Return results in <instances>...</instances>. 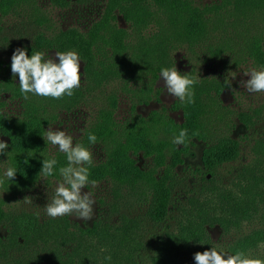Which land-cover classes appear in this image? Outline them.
Listing matches in <instances>:
<instances>
[{"label":"trees","instance_id":"obj_1","mask_svg":"<svg viewBox=\"0 0 264 264\" xmlns=\"http://www.w3.org/2000/svg\"><path fill=\"white\" fill-rule=\"evenodd\" d=\"M38 1L0 0V15L16 12L23 4L37 11ZM48 1L60 7L69 3ZM115 8L123 13L129 28L111 21L115 19ZM179 46L195 54L197 48L205 49L224 64L240 66L249 62L264 69V0H216L205 4L195 0H107L103 15L87 31L75 27L39 31L31 42L20 44L18 47L25 48L29 55L36 51L46 53L51 48L75 51L85 63L84 79L71 97L51 99L29 93L25 100L11 72L0 76V140L8 143L5 153H0V188L13 193L33 188L43 178L42 160L53 157L57 164L54 175L48 178H59V168L66 166L67 160L60 151L52 153L43 139L47 125L58 119L60 111L77 107L105 83L118 81L121 90L132 99V110L136 102L159 99L156 79L161 68L174 67L173 50ZM180 72L198 80L194 103L175 101L182 111L180 121L173 119L165 107L147 115L134 112L125 120H118L114 114L118 92L110 91L78 143L89 149L92 144L88 134L94 133L103 145L104 159L93 161L89 167V184L107 178L147 188L151 192L147 215L158 223L168 218L178 180L176 168L183 163L194 139L205 144L201 161L209 176L219 165L236 160L240 154V140L232 134V116L237 115L245 125L254 122L251 113L237 112L224 103L221 94L227 88V78L202 74L194 66ZM7 93L10 100L18 102V110L7 109ZM181 129H187L189 136L184 145L177 146L172 140ZM251 150L254 160L242 167L231 185L213 183L199 194H190L178 206L175 229L156 235L148 264H177L184 249H210L209 226L228 230L252 215L264 190V134L255 138ZM29 153L34 155L29 157ZM139 153L150 157L151 163L137 164L133 157ZM3 163L17 170L13 180L3 177ZM0 226L15 241H31L48 234L67 237L69 248L48 264H136L143 248L139 221L130 216H124L118 224L98 218L92 224L71 229L68 216L44 219L27 210L5 209L0 198ZM260 248L263 254L249 257L264 259V227L234 239L228 252L248 255ZM109 255L111 260H105Z\"/></svg>","mask_w":264,"mask_h":264},{"label":"rangeland","instance_id":"obj_2","mask_svg":"<svg viewBox=\"0 0 264 264\" xmlns=\"http://www.w3.org/2000/svg\"><path fill=\"white\" fill-rule=\"evenodd\" d=\"M195 1L205 4L216 0ZM106 2L107 0H69L68 5L60 7L51 4L48 0H40L37 11H34L30 5L23 4L17 8L16 12L0 15V76L3 73L11 72L10 58L13 51L20 44L31 42L37 32H50L53 29L72 27L87 31L103 15ZM114 13L115 19L111 21L118 27L129 28L130 23L118 8L114 9ZM55 52L67 51L46 49V59H57ZM173 55L174 66L178 71L194 66L202 74L222 76L230 80L231 88H225L221 94L224 103L231 105L237 112L251 113L254 122L245 125L237 115L232 116L235 124L232 127V134L240 140V154L236 160L219 165L214 173H209V176L205 175L206 170L201 161L205 144L199 139H194L189 153L184 156L183 163L176 168V179L178 180L172 193L171 209L168 218L160 223L152 221L147 215L149 198H151V192L147 188L121 184L115 180L103 178L95 182L94 185L90 183L85 189H82V192L88 191L93 194L94 215L92 220L87 222L68 216L71 222L70 228L92 224L98 218L114 224L120 223L124 216L136 218L139 221L138 235L143 242V248L139 250L136 264L149 263L154 252L156 235L167 229H175L177 208L186 202L190 194H199L213 183L229 186L236 181L242 167L254 160L251 147L255 138L264 134V93H250L239 84V81L249 78L243 72L256 67L249 62L240 66L233 63L224 64L219 59L213 58L205 49L200 48L196 49L195 54L185 46H179L173 50ZM79 58L82 83L85 63L80 56ZM233 75L235 78H232ZM15 78L18 80V76ZM155 86L159 89V99L153 97L145 103L136 102L134 110H132V99L129 93L121 90L119 82L105 83L100 89L89 94L77 107L60 111L58 119L50 122L47 129L52 127L53 130H63L66 134L73 136L74 145L78 144L83 138L84 130L96 114L97 108L103 104L105 95L110 91L118 92V104L114 113L118 120H125L134 112L147 115L154 109L165 107L173 119L180 121L182 111L175 106L177 98L169 96L164 91L160 76L157 77ZM5 98L8 101V110H18V102L10 100L9 93L5 94ZM49 148L52 153L58 151L50 144ZM89 150L93 153L94 162L104 159L103 145L97 142L90 146ZM133 158L136 159L137 164L142 166L151 163L150 157H146L142 153L134 155ZM2 168L3 173L7 168L4 163ZM60 180L61 177L41 178L33 188L22 193H13L0 188V198L4 200L5 209L27 210L48 219L43 206L47 203L48 193L51 194L55 182ZM262 185L264 186V183ZM25 196H30L33 203L26 204L23 199ZM259 227H264V190L262 198L259 199L257 207L249 218L241 220L239 224L231 226L228 230H223L219 225L209 226L210 244L217 250L229 253L228 246L234 239ZM0 236V264H48L50 259L61 255L69 248V241L65 236L56 237L53 234H48L45 238L35 237L31 241L23 239L15 241L8 236V232L3 226H0ZM197 251L202 252L197 249H184L177 264H195L193 254ZM258 252L263 254V248L256 252H249L247 256L259 254Z\"/></svg>","mask_w":264,"mask_h":264},{"label":"clouds","instance_id":"obj_3","mask_svg":"<svg viewBox=\"0 0 264 264\" xmlns=\"http://www.w3.org/2000/svg\"><path fill=\"white\" fill-rule=\"evenodd\" d=\"M45 55L43 51L29 55L23 47L13 51L10 70L13 77L18 76L19 90L23 99H29V93L51 99L71 97L74 90L81 85L79 55L75 51L55 52L57 59H45ZM243 73L249 77L247 80L239 81L244 89L250 93H264V69L251 68ZM159 76L163 89L169 96L179 99L181 104L195 102L194 85L198 83L197 78L182 75L175 66L161 68ZM232 78H235V75ZM225 84L231 88L230 80H225ZM188 136V130L181 129L178 135H174L172 143L177 146L184 145ZM43 139L64 153L67 160V165L59 168L61 180L56 181L51 194L48 193V201L43 206L45 215L52 219L69 216L82 222L92 220L95 204L93 194L88 191L82 192V189L89 184V167L93 165L94 159L92 151L81 144L74 145L73 136L63 130H53L52 127L45 130ZM88 141L95 145L97 136L89 133ZM7 148V141L0 140V153H5ZM28 155L32 157L34 153ZM56 164L57 160L54 157L43 159L41 176L52 177ZM16 172L14 167H8L3 172V177L13 180ZM0 183H3L2 179ZM91 183L94 185L95 181ZM23 199L26 204L33 203L30 196H25ZM104 259L110 261L111 256H105ZM193 259L195 264H264V259L251 258L242 251L230 254L215 247L195 252Z\"/></svg>","mask_w":264,"mask_h":264}]
</instances>
